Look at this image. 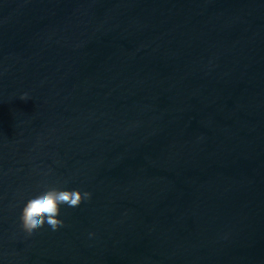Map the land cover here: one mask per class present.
<instances>
[{
    "label": "water",
    "instance_id": "95a60500",
    "mask_svg": "<svg viewBox=\"0 0 264 264\" xmlns=\"http://www.w3.org/2000/svg\"><path fill=\"white\" fill-rule=\"evenodd\" d=\"M0 264H264V0H0Z\"/></svg>",
    "mask_w": 264,
    "mask_h": 264
},
{
    "label": "clouds",
    "instance_id": "9594fccd",
    "mask_svg": "<svg viewBox=\"0 0 264 264\" xmlns=\"http://www.w3.org/2000/svg\"><path fill=\"white\" fill-rule=\"evenodd\" d=\"M91 196V192L79 189L47 188L25 202L20 215L22 227L32 232L47 225L52 231H57L64 225L60 217L61 207H78Z\"/></svg>",
    "mask_w": 264,
    "mask_h": 264
}]
</instances>
